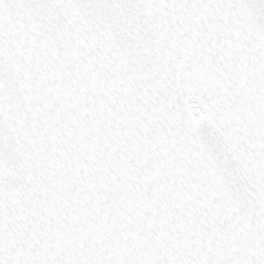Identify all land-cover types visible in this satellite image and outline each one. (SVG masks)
<instances>
[{
    "label": "snow or ice",
    "instance_id": "obj_1",
    "mask_svg": "<svg viewBox=\"0 0 264 264\" xmlns=\"http://www.w3.org/2000/svg\"><path fill=\"white\" fill-rule=\"evenodd\" d=\"M0 264H264V0H0Z\"/></svg>",
    "mask_w": 264,
    "mask_h": 264
}]
</instances>
